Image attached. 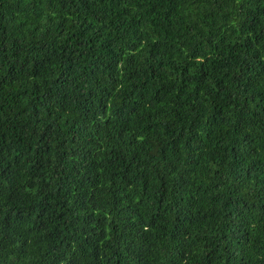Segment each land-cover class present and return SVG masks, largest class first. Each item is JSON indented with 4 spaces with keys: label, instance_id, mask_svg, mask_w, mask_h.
Instances as JSON below:
<instances>
[{
    "label": "trees",
    "instance_id": "obj_1",
    "mask_svg": "<svg viewBox=\"0 0 264 264\" xmlns=\"http://www.w3.org/2000/svg\"><path fill=\"white\" fill-rule=\"evenodd\" d=\"M0 264H264V0H0Z\"/></svg>",
    "mask_w": 264,
    "mask_h": 264
}]
</instances>
